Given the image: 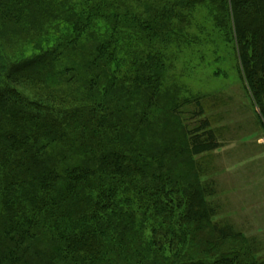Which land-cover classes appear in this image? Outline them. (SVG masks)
Returning <instances> with one entry per match:
<instances>
[{
	"label": "trees",
	"instance_id": "16d2710c",
	"mask_svg": "<svg viewBox=\"0 0 264 264\" xmlns=\"http://www.w3.org/2000/svg\"><path fill=\"white\" fill-rule=\"evenodd\" d=\"M206 5L264 119V0H0V264H264L214 219L193 162L220 143L200 100L156 120L174 138L149 129L163 51Z\"/></svg>",
	"mask_w": 264,
	"mask_h": 264
},
{
	"label": "rangeland",
	"instance_id": "374dc122",
	"mask_svg": "<svg viewBox=\"0 0 264 264\" xmlns=\"http://www.w3.org/2000/svg\"><path fill=\"white\" fill-rule=\"evenodd\" d=\"M208 7L185 13L189 25L184 26L183 42L163 51L167 68L163 87L168 97L160 100L162 104L156 108L157 115L151 116L149 129L156 131L155 128L167 124L174 138L176 128L167 121L161 120L160 124L156 120L164 110L168 112L174 107L178 117L187 120L195 111L191 103L200 100L205 111L203 117L210 120L220 143L219 149L195 157L193 162L199 164L205 173L202 180L213 191L207 200L214 207V219L230 224L248 240V247L257 249V257H264V119L244 85L232 40L217 25L211 6ZM97 26L103 28L101 23ZM59 30L61 33H54L57 38L69 37L66 26L61 25ZM50 38L51 44L54 40L53 36ZM17 46L15 56L37 53L34 42H19ZM41 46L48 45L41 43ZM135 99L141 103V98ZM129 104L135 109L140 106ZM146 135L148 138L151 135L150 141L155 138L151 133ZM142 136L145 134L137 135L136 140ZM178 166L184 168L180 173L182 179L189 181L192 165Z\"/></svg>",
	"mask_w": 264,
	"mask_h": 264
}]
</instances>
